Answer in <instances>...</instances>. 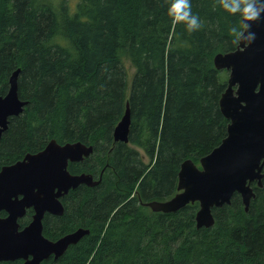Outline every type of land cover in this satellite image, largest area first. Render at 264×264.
<instances>
[{
    "label": "trees",
    "instance_id": "trees-1",
    "mask_svg": "<svg viewBox=\"0 0 264 264\" xmlns=\"http://www.w3.org/2000/svg\"><path fill=\"white\" fill-rule=\"evenodd\" d=\"M167 7L166 0H78L68 16L48 0H0V97L19 70L26 102L0 138V168L50 140L81 142L93 152L68 171L100 178L70 190L61 216H44L51 241L78 228L89 233L43 264H264V176L261 188L251 184L248 212L234 194L212 210L208 229L196 228L197 203L169 214L143 206L170 199L180 165L198 166L226 137L219 100L228 72L213 58L237 48L230 29L242 28L217 0H192L202 27L191 33ZM127 103L128 142H114ZM32 215L26 211L20 229Z\"/></svg>",
    "mask_w": 264,
    "mask_h": 264
},
{
    "label": "water",
    "instance_id": "water-1",
    "mask_svg": "<svg viewBox=\"0 0 264 264\" xmlns=\"http://www.w3.org/2000/svg\"><path fill=\"white\" fill-rule=\"evenodd\" d=\"M264 4V0H258ZM256 33L251 44H238L234 51L218 53L214 68L228 72L227 86L219 100V108L228 121L226 137L209 154L199 160H185L178 172L176 193L168 200H153L143 206L153 213H176L189 204H198L196 228H212L213 209L240 196L248 212L255 197L251 186L262 187L264 176V14L250 22ZM19 70L8 78L7 93L0 97V138L9 119L19 116L26 106L18 96ZM130 112L128 103L114 128V142H128ZM93 152L81 142L59 144L50 140L45 148L26 154L21 160L0 168V263L43 264L50 257L60 258L89 231L78 228L55 241L43 235L42 220L46 214L61 216V199L78 186L94 187L90 174H71L68 165L79 163ZM32 210L30 223L20 229L18 221Z\"/></svg>",
    "mask_w": 264,
    "mask_h": 264
},
{
    "label": "clouds",
    "instance_id": "clouds-1",
    "mask_svg": "<svg viewBox=\"0 0 264 264\" xmlns=\"http://www.w3.org/2000/svg\"><path fill=\"white\" fill-rule=\"evenodd\" d=\"M219 6L232 15H238L241 22V30L236 26L231 27L235 33L238 43L251 44L256 33L250 30V22H257L264 14V4L258 0H217ZM168 4L167 14L172 18L173 23L183 22L186 30L191 33L202 27V21L198 14L193 13L192 0H166Z\"/></svg>",
    "mask_w": 264,
    "mask_h": 264
},
{
    "label": "rangeland",
    "instance_id": "rangeland-1",
    "mask_svg": "<svg viewBox=\"0 0 264 264\" xmlns=\"http://www.w3.org/2000/svg\"><path fill=\"white\" fill-rule=\"evenodd\" d=\"M49 3L56 9V11L61 10V6L64 4V9L67 12L68 16L73 15L76 11V5L78 0H48ZM129 74L133 73V69L127 65ZM131 76V75H130ZM130 80V77H129Z\"/></svg>",
    "mask_w": 264,
    "mask_h": 264
},
{
    "label": "flooded vegetation",
    "instance_id": "flooded-vegetation-1",
    "mask_svg": "<svg viewBox=\"0 0 264 264\" xmlns=\"http://www.w3.org/2000/svg\"><path fill=\"white\" fill-rule=\"evenodd\" d=\"M1 213H4V212H1ZM1 213H0V214H1ZM4 215H5V213H4ZM3 217H4V216H3Z\"/></svg>",
    "mask_w": 264,
    "mask_h": 264
}]
</instances>
